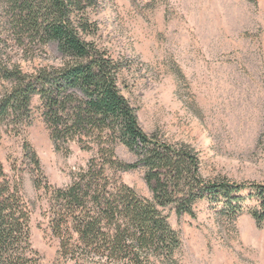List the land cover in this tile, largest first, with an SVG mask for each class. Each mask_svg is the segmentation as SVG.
Instances as JSON below:
<instances>
[{
    "label": "trees",
    "instance_id": "1",
    "mask_svg": "<svg viewBox=\"0 0 264 264\" xmlns=\"http://www.w3.org/2000/svg\"><path fill=\"white\" fill-rule=\"evenodd\" d=\"M101 2L0 0V135L3 127L18 133L31 124L38 97L56 148L68 154L75 142L91 153L70 184L55 187L31 144L23 145L62 257L73 264H179L181 237L166 210L196 217L200 202L221 206L219 213L232 221L248 212L263 224L264 183L205 178L193 147L144 131L120 85L124 62L95 41L99 26L92 13ZM51 42L62 54L59 66L25 72L14 60L20 50ZM118 145L135 160L119 158ZM135 170L143 171L150 197L121 180L120 174ZM16 172L9 175L0 162V264H37L30 205Z\"/></svg>",
    "mask_w": 264,
    "mask_h": 264
},
{
    "label": "rangeland",
    "instance_id": "2",
    "mask_svg": "<svg viewBox=\"0 0 264 264\" xmlns=\"http://www.w3.org/2000/svg\"><path fill=\"white\" fill-rule=\"evenodd\" d=\"M92 18L96 43L125 64L120 85L146 133L193 147L205 178L264 183V0H102ZM14 60L25 72L63 62L55 42L20 50ZM39 106L35 97L32 122L18 133L3 127L0 162L11 176L14 166L21 170L37 264H73L51 233L47 199L35 188L23 145L31 144L55 187L70 184L91 153L75 142L68 154L57 149ZM116 152L135 160L123 145ZM120 178L151 196L142 170ZM220 208L200 202L196 217L166 210L181 237L178 263L264 264V223L248 212L232 221Z\"/></svg>",
    "mask_w": 264,
    "mask_h": 264
}]
</instances>
